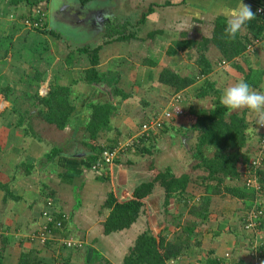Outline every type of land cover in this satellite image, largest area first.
Instances as JSON below:
<instances>
[{"label":"crops","instance_id":"obj_1","mask_svg":"<svg viewBox=\"0 0 264 264\" xmlns=\"http://www.w3.org/2000/svg\"><path fill=\"white\" fill-rule=\"evenodd\" d=\"M133 1L118 0L119 7ZM136 1H142L139 11L131 13L126 5L123 12L127 19H111L121 25L125 36L132 35L127 41H110L109 16L97 24L95 31H101V39L95 38L86 47L98 49L95 69L99 80L87 83L83 78L91 68L89 57L79 52L83 48L62 42L51 28L50 0H29L37 4L31 12L26 3L13 7L11 0H0V264H18L21 255L29 251L37 253L41 264H55L58 256L64 264H124L147 228L158 235L167 226L171 233L176 226L181 230L190 223L197 225L193 243L197 233L203 235L201 247L188 249L184 257L170 264H205L209 252L220 264L249 263L251 235L243 226L249 200L225 192L211 196L205 221L183 209L185 204L190 208L206 197L201 179L205 173L197 168L199 134L193 130L200 111L222 105L228 117L243 118L248 138L243 153L250 161L257 154L259 135L263 134L259 124L264 122V34L254 35L243 22L254 17L259 7L264 8V0ZM81 5L85 11L87 3L81 1ZM38 7L46 12V30L60 38L23 24L25 18L37 14ZM80 19L79 28H85L82 16ZM221 19L239 30L246 49L253 46L252 52L245 50L227 61L213 45L200 51ZM200 55L210 64L207 75L201 74L197 64ZM164 70L194 79V83L176 92L160 83ZM54 82L70 88L75 107L63 131L46 123L45 111L35 100L46 97ZM205 83L213 86L215 96L197 97ZM4 89H9L6 97L1 93ZM177 97L180 101L173 108L172 119L148 143L121 153L112 166L100 172L91 170L88 129L95 111L99 116L104 107L113 110L108 126L95 141L102 149H110L138 134L143 123ZM20 119H24L21 128L16 126ZM52 152L57 154L49 159ZM168 170L177 179L190 176L183 200H172L166 211L164 190L156 184L149 199L143 200L145 211L138 221L127 230L106 235L104 225L113 209L108 202L133 201L139 186ZM235 185L226 181L221 191ZM260 197L264 208V194ZM42 213L67 215V238L82 248L65 249L57 242L44 245L31 238L45 223ZM262 219L259 238H254L264 247V216Z\"/></svg>","mask_w":264,"mask_h":264},{"label":"trees","instance_id":"obj_2","mask_svg":"<svg viewBox=\"0 0 264 264\" xmlns=\"http://www.w3.org/2000/svg\"><path fill=\"white\" fill-rule=\"evenodd\" d=\"M81 1L82 4H85L91 0ZM22 3H26L29 6V12H31L32 7L35 5L37 6V4H30L29 0H11L10 4L11 6L16 7ZM149 11L151 12L152 10L150 9ZM41 15L45 16L46 12L37 14L32 13L29 18H25L23 21L39 23L40 27L33 30L46 34L50 33L55 38H60L58 34L46 30L47 25L45 17H42ZM108 24L110 25L109 28L112 32L111 35L109 34L108 36L111 38L110 41L118 40L121 42L132 38V35H124V30L118 23L109 22ZM243 27H247L254 35L261 36L264 34V19L257 15L249 17L244 20ZM114 37L116 38L115 40ZM202 43L203 48H200V51L209 45H213L220 51L222 57L227 61H232L236 57L241 56L246 50V43L241 41L239 30L227 24V22L222 19L215 23L211 39H206ZM79 52L86 54L89 57L91 65V68L84 73V81L87 83H96L99 80V74L95 69L98 64V49H90L86 47ZM197 64L202 75H207L211 72L210 64L204 55H200ZM159 81L161 84L173 87L176 92L183 91L194 83V79L181 78L169 70H164L161 73ZM8 92L9 89H4L1 93L6 97ZM216 94L213 86L209 83H205L201 87L197 97L204 98L208 95L215 96ZM71 95L69 87L59 86L54 82L50 86L46 97L35 98L38 105L45 111L43 114L46 115V123L58 131H63L65 129L74 112L75 107ZM102 109L105 111L101 112L99 116L97 111H95L96 114L93 116V120L89 124V140L91 142L89 141V144H87V147L90 150L87 160L91 165L90 168L97 162L103 151L111 150L113 148L102 149L98 143H95L98 133L108 126V116H111L113 111L109 107H104ZM195 117L196 123L193 126V130L199 134L198 156H196L198 160L197 168L201 170L202 173H205V176L201 177V179L205 183L204 188L206 197L203 198L202 203L190 208L185 204L183 210H186L187 208L189 214L195 217L198 216L205 221L209 216L208 209L211 196L220 195L223 194V192L238 199L246 198L249 200V208L251 209L255 201L261 197L252 189H248L245 185L246 179L249 176L248 171L250 170L251 163L248 154L243 153V149L248 140L246 135L247 124L245 120L235 115L228 117V110L222 105H217L212 111H200ZM23 125L24 119H20V121L16 123V126L19 128L23 127ZM260 136L261 135H259V137ZM206 147L213 148L212 157L209 159L204 156ZM142 149L148 151L144 149V147H142ZM56 154V152H52L49 155V159H53ZM239 164L240 168L242 167L241 169L238 168ZM259 176H261L260 184L264 193V169ZM226 181H233L236 185L234 187L225 188L221 191V187ZM189 182L190 176L185 175L180 179H177L171 171L168 170L164 173H159L156 176V179L152 182L139 186L135 190L133 201L127 204H118L115 203L114 200L108 202V207H113V209L104 225L105 234L108 235L127 230L136 223L141 216L140 214L145 211V209H143L145 207L143 200L153 194L156 184L164 190L165 210L168 211L172 200L176 203L183 200V194L186 192ZM0 187L2 186L0 185ZM4 190L7 192L6 189ZM249 208L248 211L250 210ZM43 214L44 213L41 214V217L45 220V223L42 226L47 227L50 235L48 234L49 236L44 242L40 241L44 245H49L51 242H57L60 244V247L62 246L65 249H75L74 246H67V242L70 240L67 238L69 217L65 214H49V220H51L49 222V220L44 218ZM261 221L263 223V219ZM41 228L36 232L37 234H34V237H37ZM169 228L170 227L167 226L166 229L162 230L158 235H155L151 229L147 228V230L136 239L134 247L130 250L129 256L125 259L124 264H170L171 262H176L181 257H184L188 249H192L193 251L201 247L202 233V236L197 233V237L194 241L195 243H193L195 230L197 229L196 224L194 225L193 223H190L188 228L183 227L181 230L176 226L171 233H169ZM259 234L261 233L259 232ZM255 236L259 238L257 234ZM261 250L264 251V247H262ZM213 255V252H209L205 264H220V261L213 258ZM56 260L55 264L60 263L59 260L63 261L62 257L60 258L59 256ZM18 264L41 263L37 257V253L29 251L21 255ZM238 264L249 263H243L241 261Z\"/></svg>","mask_w":264,"mask_h":264},{"label":"built area","instance_id":"obj_3","mask_svg":"<svg viewBox=\"0 0 264 264\" xmlns=\"http://www.w3.org/2000/svg\"><path fill=\"white\" fill-rule=\"evenodd\" d=\"M36 13H44L45 11L41 10L39 7L35 9ZM256 15L264 19V8L259 7L256 10ZM42 17H45L44 15H41ZM24 25L26 27H29L30 29L39 28V23H32L29 21H25ZM253 46L249 45L247 46L246 52H252ZM222 65H225V62L222 63ZM180 101V97L175 98L168 107L163 110L160 114L153 116L148 121L143 123L141 125V128L138 132V134L131 136L126 141L120 142L117 144L116 147H113L111 150L103 151L97 162L91 167V170L93 172H100L102 169H104L106 166H112L114 162L118 159L119 155L121 153L126 152L127 150H133L135 147H140L144 143H148L152 137H154L157 132H159L164 124L167 121H170L173 117L172 111L173 108L176 106V102ZM259 128L262 131V135L260 136V139L258 141V149L257 154L252 159L250 163V170L248 171V177L247 181L245 183L246 187L248 189H252L255 191V193L258 196H262L263 190L260 184L261 176L259 174L264 169V122H261L259 124ZM264 181V178H263ZM50 205V203H49ZM44 218L49 220V215L47 213L43 214ZM264 216V208L263 204L260 202L259 199H257L252 206V208L247 211L244 220H243V226L244 230L251 235L247 246L248 255L250 258L249 264H264V251L261 250L262 244L254 238V236L257 234V231L260 227L261 220ZM51 220H49L50 222ZM44 225V224H43ZM49 232L47 230L46 226H42L41 231L37 235V237H32L33 239H39L41 241H45L46 238L50 235H48ZM257 237V236H255ZM68 247L74 246L76 249L82 248V245L80 243H77L73 240H68L67 242ZM61 263V260H59Z\"/></svg>","mask_w":264,"mask_h":264},{"label":"rangeland","instance_id":"obj_4","mask_svg":"<svg viewBox=\"0 0 264 264\" xmlns=\"http://www.w3.org/2000/svg\"><path fill=\"white\" fill-rule=\"evenodd\" d=\"M141 2L135 0L128 5L124 3V6L119 7L118 0H95L91 1L89 4L87 3V9L83 11L81 10L83 6L81 5V0H50L48 22L51 28L60 35L63 40L62 42L72 45L75 49H81L88 45L91 46L95 38L101 39V31L97 32L95 29L99 26L97 24H102L104 17L109 16V22L115 23L116 21H113L115 19H127L123 12L125 6L127 5V9H132V13L141 9L143 6ZM81 16L82 21H84L87 26H84L86 31L84 28H79L82 26ZM129 17L131 16L129 15ZM108 30L107 34L110 32V28H108ZM103 34H106V32ZM29 134H31V132ZM27 142L29 141H26V143ZM212 153L213 148H205V158H211ZM6 173H8V171ZM196 175H199L198 171ZM161 202L160 205H162Z\"/></svg>","mask_w":264,"mask_h":264},{"label":"water","instance_id":"obj_5","mask_svg":"<svg viewBox=\"0 0 264 264\" xmlns=\"http://www.w3.org/2000/svg\"><path fill=\"white\" fill-rule=\"evenodd\" d=\"M68 7H69V6H68ZM86 27H87V26H86ZM84 30L86 31V28H84ZM148 199H149V198H148ZM147 204H149V201H147ZM157 207H158V206H157ZM148 208H149V207H148ZM152 209H153V211H151V209H149V211H151V213H152V214L150 213L151 215L155 214V211H156L157 208L155 207V209H154V208H152ZM158 210H160L159 207H158Z\"/></svg>","mask_w":264,"mask_h":264},{"label":"clouds","instance_id":"obj_6","mask_svg":"<svg viewBox=\"0 0 264 264\" xmlns=\"http://www.w3.org/2000/svg\"><path fill=\"white\" fill-rule=\"evenodd\" d=\"M24 24V23H23Z\"/></svg>","mask_w":264,"mask_h":264}]
</instances>
